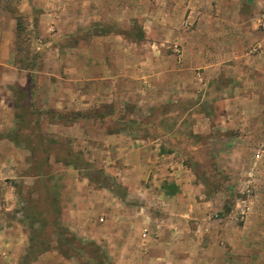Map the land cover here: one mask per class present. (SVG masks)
<instances>
[{"label":"rangeland","instance_id":"374dc122","mask_svg":"<svg viewBox=\"0 0 264 264\" xmlns=\"http://www.w3.org/2000/svg\"><path fill=\"white\" fill-rule=\"evenodd\" d=\"M263 12L264 0H0V38L15 24L0 64V264L10 251H26L19 264L47 252L63 264H264V252L181 241L125 251L111 231L113 209L143 218L142 238L162 213L153 172L146 180L138 163L128 185L132 148L149 150L162 177L171 161L190 171L217 203L210 232L255 215Z\"/></svg>","mask_w":264,"mask_h":264},{"label":"crops","instance_id":"0c3cea01","mask_svg":"<svg viewBox=\"0 0 264 264\" xmlns=\"http://www.w3.org/2000/svg\"><path fill=\"white\" fill-rule=\"evenodd\" d=\"M1 30L3 34L0 38V64H7L11 59V52H9L8 49L11 47V43L14 42L15 24L11 23V28L2 26ZM242 98H245V96L242 95ZM130 150L131 152L127 153V158L124 159L125 164L128 165L126 175L128 172L130 173V175L127 176L129 178L128 185L132 188L135 182V179H132L134 177L131 174V170L137 169L138 163L143 165L145 168L144 173L146 174V180L152 175L153 181L160 182L159 184L156 183L158 188L155 189V191L158 193V197L161 198V201H159L161 206L159 207L162 209V213L158 214L159 218H155V227L149 226L151 229L150 232L146 233L142 238L141 235L138 236L135 228L141 221L143 223V218L132 214H127V216L118 214L117 216L115 214L116 211L113 209L114 214L111 222L112 236L114 240L123 239L126 247L125 251H153L155 255H159L161 253L163 254V251H178L175 250L178 246L176 242L181 241V243L191 245V251H193L192 249H196L197 251H217L218 249V251L264 252V210H262L264 209V194L261 191L264 187L262 185L258 184L254 186L255 189L258 188V190L252 200L249 201L251 203L250 208H254L255 210L254 216L242 215L241 220L244 221L237 225L233 232L232 230L230 232L228 227V224H230V222L232 223V221H230L228 217H225L224 220L218 224L217 231L210 232V226L214 225V222L209 221L208 214L211 213V209H214L213 206L217 207V203L213 201L211 195L206 194V191H204L200 185L191 184L190 171L183 170L178 162L171 161L166 165V168L170 167L172 170L168 173L171 177H162V169H160L162 170L160 173L151 170L152 168L149 164L155 161H153L149 150L146 148H132ZM258 153L260 154L257 155L259 161L264 158V152L260 153V150H258ZM159 158H161L159 161L161 160L162 163H167V160L170 161L168 157L164 158L163 155ZM165 180H171V183ZM135 185H137L136 182ZM241 201L245 202L244 199ZM222 204L224 203L219 200V205ZM105 208L110 213V206H105ZM243 212L244 211H242V213ZM166 213H168V215ZM144 222L149 221L144 220ZM251 222L255 226L252 227L250 231L249 224ZM216 238L222 241V244L219 242L217 243L215 240ZM132 240L138 241L140 246H129L127 242H133ZM227 240H229L228 244H225L224 241ZM25 252L26 251H10L7 252V258H13L11 264H19L18 262ZM30 264L63 263L57 259L56 255L47 252V254L41 255L38 260H33Z\"/></svg>","mask_w":264,"mask_h":264},{"label":"built area","instance_id":"2783aa9c","mask_svg":"<svg viewBox=\"0 0 264 264\" xmlns=\"http://www.w3.org/2000/svg\"><path fill=\"white\" fill-rule=\"evenodd\" d=\"M186 25H188V21L186 22ZM260 27L264 32V12H263L262 17H261ZM254 51H257V49H255ZM144 235H146V232L144 233Z\"/></svg>","mask_w":264,"mask_h":264}]
</instances>
